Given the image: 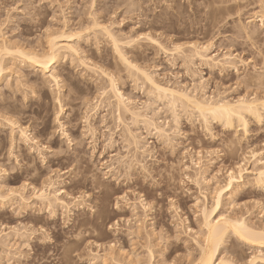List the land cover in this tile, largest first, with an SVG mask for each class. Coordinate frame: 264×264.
<instances>
[{
  "label": "rangeland",
  "instance_id": "374dc122",
  "mask_svg": "<svg viewBox=\"0 0 264 264\" xmlns=\"http://www.w3.org/2000/svg\"><path fill=\"white\" fill-rule=\"evenodd\" d=\"M261 5L264 0H0V45L6 40L8 49L40 53L47 50L46 39L58 35L56 42L76 51L60 52L50 68L57 86L48 73L17 54L0 52L2 191H20L28 198L29 187L39 189L51 179L56 189L79 196L82 203L81 208L72 206L73 215L67 217L58 209L53 221H48V213L39 215V204L32 200L22 207L17 194L1 204L0 232L10 233L7 243L12 246H0V264H189L198 254L195 242L202 238L197 206L203 202L207 209L212 207L214 190L224 185L228 170L239 165L254 168L251 151L264 159V113L260 123L246 118V133L210 120L206 131L196 114L181 113L171 148L153 131L145 132L153 150L145 160L150 176L127 184L132 176L126 178L121 163L133 153L123 148V127L111 122L112 99L104 76L112 75L118 89L138 105L148 104L151 96L118 60L103 30L107 27L117 38L129 62L149 70L161 84L192 90L202 77L204 90L194 92L197 97L264 101V28L256 18ZM242 26L250 39L240 31ZM60 33L64 38L59 39ZM176 45L181 53L172 51ZM192 45L210 46V54L218 58L232 54L233 64L219 71L196 58L187 60ZM150 104L153 115L161 106ZM86 118L96 130L94 137L87 132ZM157 119L174 127L164 108ZM20 129L30 142H23ZM194 162H200L199 171ZM11 172L19 176L9 179L6 174ZM243 179L244 184L223 196L220 213L264 229V188L256 187L250 174ZM24 185L29 186L22 191ZM125 192L130 203L145 196L144 215L139 210L135 218L113 209L117 196ZM234 238L229 235L223 244L225 259L244 262L260 250L264 253V248Z\"/></svg>",
  "mask_w": 264,
  "mask_h": 264
},
{
  "label": "bare ground",
  "instance_id": "6f19581e",
  "mask_svg": "<svg viewBox=\"0 0 264 264\" xmlns=\"http://www.w3.org/2000/svg\"><path fill=\"white\" fill-rule=\"evenodd\" d=\"M260 8L261 11L259 12V15H256V18L259 17L258 21L260 22V26L264 28V5L263 7L261 5ZM240 28H242V30L240 31L241 32L243 31L245 37H248L247 39H250L251 37H249V33L245 31L246 27L244 28V26H242ZM103 31L106 33L105 35H107L108 39H110L111 44L113 45L112 48H114L115 54H117L119 57L118 60L119 61L121 60L120 62H122V64L123 63L125 64L124 66H126L125 67L126 69L127 68L128 70L131 69L132 72L135 73L137 80L139 79L142 84L147 86L146 88L147 94L148 96H151L149 97V99L150 98L151 99L149 100L148 104L146 102H143L142 105L141 104L138 105L134 100H132L129 97H126L118 89V87L116 86V80L112 75L107 73L104 76L107 77L108 79L107 80L108 94L112 99V102L109 105L110 109L108 111V114L111 116V120H112L111 122L113 123V125H115L117 122L119 125L123 127L122 133L119 135L123 139L122 140L123 148L130 149L131 152L130 151L129 152L133 153L132 156L125 157L127 160L121 163V165L124 166L126 171H128L126 172V178L128 179L129 175L132 176V178L129 177L130 180L127 181L128 182L127 184H131V185L138 184L141 181V178L145 180V177L150 176L149 170L147 169V167H145V160L146 158L152 157L153 150L151 149L150 146H148V144L151 142L146 141L145 132L147 133V135H150L151 131H153L154 135L156 136V138L159 140L160 143H162L163 145L165 144L167 147L171 148L173 141L172 139L177 135L176 131L178 128V121H179L178 119H180L179 116L181 113L183 115H186L187 113H189L190 115H192L191 113L196 114L200 123H202L203 129L206 131H209L210 121L222 125L227 130L241 129L244 133H246L247 125H248L246 122V118L252 119L256 123H260L262 114L264 113L263 99L259 100L258 98L255 97V98H250L248 100L247 98L245 99L242 96L238 99H234L233 101L231 99L227 100L226 98L210 100L209 99L210 97L209 98L207 97V99L205 97L204 98L197 97L194 94V92H196L197 90L203 92L204 90L205 83L202 77H199V81L198 83H196V85L193 84L192 90L189 89L186 90V88L184 89L179 87L176 88V86L171 87L172 85L167 86L165 84H161L159 81L155 79V77H153L151 73L148 72L149 70L147 71L139 67L138 65H135V63L129 62L127 58L121 54L122 52H120L119 49L121 47H118L119 42L117 38H115L112 34H110V32L107 30V27L104 28ZM64 34L65 33L63 32V35ZM60 35H59L60 36L59 39L63 37L61 33ZM67 35L69 36V34ZM57 38L58 35L57 37L49 36V38L46 39L47 50L46 51L44 50V52H40V53L36 51L25 52L24 49L20 50V47H17L18 48L17 49L14 46H12L11 49L9 48L10 49L9 50L7 46V44L9 43L6 44L5 42L6 40L5 41L2 40L1 41L2 45H0L2 46L0 47L1 48L0 52L2 51L6 53L8 52L11 53L10 55L17 54L18 55L17 58L24 59V61L26 60L28 63L38 68L40 71L44 73H48L50 71V68L56 63V59L58 55H60V52L61 54L64 52H71L73 54L76 53L75 49L71 47L72 45L69 46L66 43L60 44L56 42ZM151 41L153 42L154 40L151 39ZM129 42L130 41H128V43L125 44L129 45ZM155 44L157 45L156 42ZM191 47H192V55L190 54L189 56H186L185 58L187 60L190 59L192 61L196 58L201 62V65L208 66L211 69H216L219 71L223 70L228 65L233 64L234 57L232 54H223L221 58H218L215 57V53L214 55L210 54L211 53L210 46L208 47L205 45H200V46L192 45ZM12 48L16 49L13 51V53L10 52L13 50ZM180 49L181 47L176 45L173 47L172 51L179 53ZM3 52L1 54H3ZM1 57H0V80L2 78L1 75H3L2 73L4 71L1 64L2 63ZM48 75L49 78H51L57 86V80H56L57 77L55 76V74H52L51 72L48 73ZM150 101L154 103H158L159 106H161L160 108L159 107L156 108L157 111H155L153 115H150V106L152 104V103L150 104ZM95 108L96 106L93 108V110H95ZM163 108L170 113L174 127H171L169 126L168 123L165 124L164 122L159 121L157 119V115L159 114V111L161 110L163 111ZM218 109H227L229 112L234 113L235 115L232 116L231 120L225 119L223 122L220 119H216V118L206 119L205 116L201 115L202 111L205 113H210L211 111H215ZM6 121L10 126L14 125V122L10 121V119ZM85 123H87V132L89 133V135L94 137V133H96V130L90 126V123L87 118L85 119ZM131 127H134V130H132ZM19 133H20V138L23 140V142L25 143L30 142V140L26 136L25 130L23 131L20 129ZM113 144H114L113 133H110L109 148H111ZM249 154L251 156V159H253L252 164L254 168L251 171H249L243 165L242 166L239 165L237 166V169L235 171L231 169L228 170L225 175L224 185L219 188H216L214 190V194L212 193L214 195L212 200L213 201L212 207L210 209L209 208L207 209V207L203 204V202L201 203V205L197 206L200 214V232L202 233L201 236L202 238H201V242L194 241L196 243L195 246L197 247L198 254H196L197 256L195 255V257L192 258L193 260L190 259L188 261L190 262L189 264H220L221 260L224 261V264H257V263L264 264V255H263L264 253L262 254V250L259 251L258 255H251L244 262H232L231 260L229 261V259L227 258L225 259V256L223 257L221 255V251L224 248L223 244L225 243L226 238H228L229 235H231V237L233 238L235 237L236 238L235 241L243 242L244 245L246 244L249 246H253L256 247V249L264 248L263 228L258 229L255 226H254L255 228L251 226V224L248 225V222L245 221V219L242 217L230 218V216L227 217L228 215L225 216V214L223 215L220 213V206L222 203L221 200L223 196L226 195L227 193L233 192L235 186L238 187L244 184L243 177L246 174H250L252 176V182L256 187L264 188V175H262L264 174V159L260 155L254 153L253 151H251ZM199 164L200 162L193 163V165L195 166L196 169H198V171L200 168ZM4 173H6V170H4ZM24 173H28L27 168L24 169ZM6 175L9 177V179H15L19 176L18 173L15 172H11L10 174L7 173ZM115 180L117 181L116 178ZM118 182L119 181H117V183ZM195 182L196 184H199L198 181L195 180ZM28 186L29 185L22 186L23 187L22 191L27 190ZM54 186L55 185L53 181L49 179V183L44 184L39 189L34 187H29V189H31V193H30L31 196L28 198L22 196L20 191L17 192V191L7 190L4 193L0 186V205L1 204L5 205V203L8 202V200L11 197L17 194L19 199V204L22 207H27L33 201L34 203H38L39 215L48 213L50 215L49 216L47 214L49 216L48 221H53L56 218V214H57L56 212H58L57 211L58 209L61 210L63 216H66V214L70 216L73 215L71 209L72 206L74 207L76 205L77 207L81 208L80 205L82 203L80 204L79 200L81 199L79 196L72 197L66 191L62 189H56ZM126 193L127 192H125V194H123L122 196L121 195L117 196V198L115 199V204L113 209L116 212L126 213L129 214L130 217H135V218H137V214L139 210H140L139 213H142V215H144L145 212L148 210V206L145 203V196L138 195V197L135 200L136 203L133 202L130 203V201L127 200ZM134 194L136 195V193ZM203 199H204L203 201L205 202V197ZM29 200H32V202ZM121 202L124 203L125 205L124 207H121L120 205ZM220 215L225 216V220L220 221V223L217 224L216 221L218 220ZM131 220L132 219H130V221ZM126 221L128 222V219ZM137 222H139V220H137ZM114 225L115 226L119 225L118 221L114 222ZM109 228L112 229V227ZM40 230L41 232H43V229ZM2 231L0 232V246H3V248H6L7 245L9 246V244L10 246H12L11 243L9 244L7 243L9 242L8 239H10V235H9L10 233H6L7 231L5 230H4L5 232ZM32 232L34 233V231H31V235ZM15 233L17 234L18 232ZM22 236L25 235L23 234ZM196 239L198 238L196 237ZM10 246L7 247L6 250H9L11 248ZM232 251H234L232 252L233 254L237 255V251L235 249H233ZM5 254L9 257L12 256L10 251L4 253V256ZM13 256L15 255L13 254Z\"/></svg>",
  "mask_w": 264,
  "mask_h": 264
},
{
  "label": "snow or ice",
  "instance_id": "6c2138e0",
  "mask_svg": "<svg viewBox=\"0 0 264 264\" xmlns=\"http://www.w3.org/2000/svg\"><path fill=\"white\" fill-rule=\"evenodd\" d=\"M201 115L205 116L206 119L216 118V119H220L223 122L225 119L231 120L232 116L235 115V114L229 112L227 109H218V110H215V111H211L210 113H205V112L202 111ZM262 175H264V174H262ZM224 220H225V216L220 215L218 220L216 221V223L219 224L220 221H224ZM220 264H224V261L221 260Z\"/></svg>",
  "mask_w": 264,
  "mask_h": 264
}]
</instances>
